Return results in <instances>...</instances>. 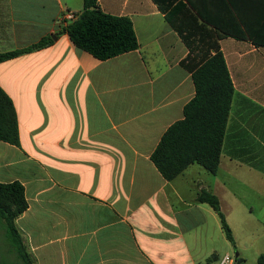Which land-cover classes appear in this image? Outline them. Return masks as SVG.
Instances as JSON below:
<instances>
[{
  "label": "crops",
  "instance_id": "obj_1",
  "mask_svg": "<svg viewBox=\"0 0 264 264\" xmlns=\"http://www.w3.org/2000/svg\"><path fill=\"white\" fill-rule=\"evenodd\" d=\"M195 1L254 40L220 41L235 95L217 174L194 164L169 182L151 155L195 86L181 66L189 50L154 1L98 0L104 13L132 20L140 44L100 61L62 31L83 0H0V55L53 40L0 62L20 134V147L0 141V183L25 187L16 225L34 264H217L231 248L246 263L264 242V0H234V14L223 1ZM250 183L254 204L241 199ZM203 190L219 198L235 246L197 201ZM235 217L255 226L250 247L237 239Z\"/></svg>",
  "mask_w": 264,
  "mask_h": 264
},
{
  "label": "trees",
  "instance_id": "obj_2",
  "mask_svg": "<svg viewBox=\"0 0 264 264\" xmlns=\"http://www.w3.org/2000/svg\"><path fill=\"white\" fill-rule=\"evenodd\" d=\"M153 1L189 50L181 66L192 75L195 96L184 107V118L164 133L151 155V161L169 182L194 164L216 175L235 95V86L220 41L227 37L243 41L254 40V37L245 33L234 34L230 25L228 27L225 21L208 16L204 9L207 6H201L195 0ZM214 1H223L230 13L234 14V0ZM83 2L84 10L79 18L62 29L78 49L100 61L139 50L140 44L130 18L104 13L98 0ZM52 43V38H44L26 49L1 54L0 62L46 48ZM0 141L20 147L17 112L1 86ZM197 201L208 204L217 213L227 240L235 246L233 231L227 223L219 198L203 190ZM27 209L25 187L21 183H0V219L4 222L8 241L21 264H34L16 225L17 219ZM0 264L6 263L0 261ZM256 264H264V252Z\"/></svg>",
  "mask_w": 264,
  "mask_h": 264
},
{
  "label": "rangeland",
  "instance_id": "obj_3",
  "mask_svg": "<svg viewBox=\"0 0 264 264\" xmlns=\"http://www.w3.org/2000/svg\"><path fill=\"white\" fill-rule=\"evenodd\" d=\"M234 128H235V125L231 124L229 137L227 141V148L225 151L228 154L231 152L230 144L234 139V130H235ZM256 195H257V192L253 190L252 185L250 183L249 185H246L245 188H243V194H242L241 199L244 203L254 204V202L256 201ZM235 215H237V213ZM231 222L235 228L237 239L240 240L242 244L250 247L251 246L250 244L251 236L248 235V233L254 230L255 226H253V224H251L250 222H248L247 225H245L244 222H240L238 219L236 220V217L232 218ZM221 244L222 246L224 245L223 240ZM230 245H231L230 242L227 241V246L230 247ZM262 246H264V242H261V243L258 242L257 244L253 246V248H251V250L249 251L247 255L248 258L245 264H256L257 262L256 252H257V249L261 248ZM229 252L232 255H234L236 252H238V250L231 248ZM16 257H17V254L15 253V250L12 248V246L10 245L8 241L4 222L0 219V261L6 264H21L20 260L17 259L16 261Z\"/></svg>",
  "mask_w": 264,
  "mask_h": 264
},
{
  "label": "built area",
  "instance_id": "obj_4",
  "mask_svg": "<svg viewBox=\"0 0 264 264\" xmlns=\"http://www.w3.org/2000/svg\"><path fill=\"white\" fill-rule=\"evenodd\" d=\"M79 16V13L68 11L64 14L61 20L63 21L62 23L67 26L76 21ZM217 264H237V259L232 254H226L217 261Z\"/></svg>",
  "mask_w": 264,
  "mask_h": 264
},
{
  "label": "water",
  "instance_id": "obj_5",
  "mask_svg": "<svg viewBox=\"0 0 264 264\" xmlns=\"http://www.w3.org/2000/svg\"><path fill=\"white\" fill-rule=\"evenodd\" d=\"M234 256H235V258L237 259V264H242V263L245 262V260H244L243 258L240 257L239 252H236V253L234 254Z\"/></svg>",
  "mask_w": 264,
  "mask_h": 264
}]
</instances>
